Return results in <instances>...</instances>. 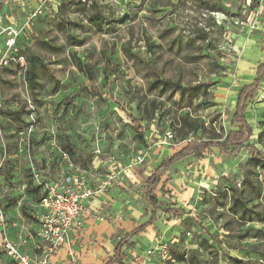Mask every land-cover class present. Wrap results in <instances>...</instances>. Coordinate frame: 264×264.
Segmentation results:
<instances>
[{
    "label": "rangeland",
    "instance_id": "rangeland-1",
    "mask_svg": "<svg viewBox=\"0 0 264 264\" xmlns=\"http://www.w3.org/2000/svg\"><path fill=\"white\" fill-rule=\"evenodd\" d=\"M29 1L11 0L6 7L0 4L4 25H24L34 6ZM92 1L57 0L60 7L50 2L39 18L25 26L19 51L24 59L26 53L37 56L47 67L36 68L38 87L34 92L28 90L24 73L17 67L0 68V212L7 223L27 228L33 221L36 201L27 189L30 165L48 169L53 176L58 167L66 168L61 140L74 148L73 157L68 156L73 165L88 172L95 168L102 174L118 172L120 183L126 180L116 208L122 206L120 209L128 212L124 201L132 200L131 206L142 212V180L163 157L185 145L169 125L188 115L224 136L230 128L238 88L249 83L255 69L264 63V0H175L171 4L165 0H95L108 17L101 33L89 26L87 12L72 4L89 6ZM142 28L146 35L141 34ZM142 37L156 45L152 53L147 52ZM127 43L128 57L123 50ZM71 54L91 65L95 82L77 72ZM149 66L162 79L183 86L207 83L208 93L187 100L169 89L148 90L153 79ZM81 88L98 96L79 94ZM151 103L154 111L149 108ZM20 108L26 112L20 122L1 115V110ZM127 115L141 127L143 142L136 138ZM245 117L254 134L250 144L263 151L264 81ZM26 130L25 135L19 134ZM261 132L263 138L257 143ZM206 137L199 130L188 139ZM137 155L144 158L143 163L133 165L132 158ZM250 156L251 149L227 158L211 150L200 159L190 157L170 168L162 177L168 180L169 193L163 196L158 189L156 195L161 208L176 206L185 214L178 213L173 219L158 214L164 227H172L159 240L155 235L143 251L167 244L174 262L153 255L149 260L143 257L140 263L184 264L177 262L178 256L198 251L202 264H214V257L199 251L197 243L208 235L223 239L218 214L226 213L216 205V195L223 187L240 183ZM255 175L263 178L261 170ZM133 227L130 219L120 223L112 243ZM250 227L264 230V223ZM224 240L227 246L217 248L221 254L216 264H228L226 255L246 259L244 252L228 248V244L238 243L236 239ZM252 242L250 236L242 239L241 245ZM1 253L0 247V264H10Z\"/></svg>",
    "mask_w": 264,
    "mask_h": 264
},
{
    "label": "trees",
    "instance_id": "trees-1",
    "mask_svg": "<svg viewBox=\"0 0 264 264\" xmlns=\"http://www.w3.org/2000/svg\"><path fill=\"white\" fill-rule=\"evenodd\" d=\"M165 1L171 4V2L175 0ZM72 4L77 6V10L87 12L85 15L86 20L94 32L101 33L103 31V25L107 22L108 17L102 13L100 6L95 0L92 1L89 6H87L86 3L80 2ZM140 32L142 35L147 34L144 28H142ZM142 40L147 44V52L152 53L156 45L150 43L148 37H146V39L142 37ZM128 45L129 43L123 47L124 54L127 57L131 54V51H128L126 48ZM25 59L27 68L24 73V80L28 90L32 93L38 87L36 68L41 67L46 70L47 67L45 63L35 55L26 53ZM70 60L78 73L83 74L91 82L96 81V75L91 65L82 63L75 54H71ZM148 70L153 75V79L148 85V90L158 88L169 89L172 93H178L182 99L184 98L187 100L194 99L201 93L204 95L208 93L207 90L210 85L207 83L183 86L179 81L162 79L151 66L148 67ZM263 80L264 63L256 68L254 77L249 83L243 84L238 88L234 110L229 121L230 128L224 136L217 133L213 128L206 129L202 124L190 119L188 115L180 116L169 125L172 132H174V136L178 137L180 142H185V147L171 156L164 157L159 162L156 169L146 179L143 184V194L149 210L150 219L147 223L135 228L129 235L120 238L114 248L113 256L110 257L105 264H121L125 259L122 249L130 246L131 239L139 236L144 232L147 226L156 221L158 212L164 215H171L173 218L178 213L185 214L184 210L178 207L171 209L167 206L161 209L155 194L159 186L163 194L167 193L164 189L167 181H162V176L172 166L190 157L200 159L211 150H215L221 157L227 158L248 149H251V156L246 163L240 183H238V185L232 184L230 186H225L216 195V205L221 207L226 213L225 215L223 212L218 214L219 217H222L221 230L224 234L223 239L219 238V236L208 235L207 239L198 240L197 249L202 252H207L214 257L216 262L221 254L217 248L222 245L227 246L224 239H236L238 243H234L230 246L228 244V248L244 252L246 259H238L226 255L228 264H264V230L250 227V225L255 223H264V150L260 151L254 145L250 144L254 134L245 117L249 105L256 99L260 91ZM77 92L79 94L98 96V94L91 93L86 88H81ZM149 108L151 111H154L155 105L151 103ZM25 114L26 112L23 111V108H20L18 111L1 110L2 116H6L14 122H20L22 116ZM127 118L130 120L136 138L140 142H143V135L138 122L131 115H127ZM199 130H201L203 134H207L205 139H188L189 134L196 133ZM261 138H263V132L257 135L256 142L259 143ZM60 148L61 151L66 153L69 157H73L74 148L69 142L61 140ZM1 166L3 167V163ZM257 170L263 172V178L261 180L255 175ZM27 189L31 192L33 200L38 203L41 198V188L34 187L30 180L27 183ZM250 236H252L253 242L249 245H241V240ZM208 239L211 240V242H209ZM250 255H253L254 258H250ZM177 262H182L184 264H202L199 261L198 251H191L188 255L178 256ZM215 262L214 264H216Z\"/></svg>",
    "mask_w": 264,
    "mask_h": 264
},
{
    "label": "built area",
    "instance_id": "built-area-1",
    "mask_svg": "<svg viewBox=\"0 0 264 264\" xmlns=\"http://www.w3.org/2000/svg\"><path fill=\"white\" fill-rule=\"evenodd\" d=\"M9 2L10 0H0L2 5H7ZM50 2H54L55 6H61L57 0H30L29 4L34 3V6L28 13L24 25L10 24L1 27L0 37L2 36L3 47L0 54V68L14 65L19 72L25 73V59L19 51V41L25 34V26L39 18ZM1 21L2 15H0ZM28 132L26 130L19 134L25 135ZM60 154L67 163V170L62 169L56 181L46 179L44 170L38 169L34 163H31L29 168L33 186L41 188V198L37 203L39 211L36 214V229L33 232V237L38 243L34 247L33 256L21 250V246L27 241L24 236H10L6 219L0 212V247L5 258L13 264H49L55 251L69 243L75 225H80V217L87 209L88 200L106 193L116 183L122 181L118 172H109L95 186H90L84 177V170L74 167L66 153L60 151ZM143 160L141 155L132 158L133 165H139ZM153 255L174 262L167 244L159 243L155 248L147 249L145 258Z\"/></svg>",
    "mask_w": 264,
    "mask_h": 264
},
{
    "label": "crops",
    "instance_id": "crops-1",
    "mask_svg": "<svg viewBox=\"0 0 264 264\" xmlns=\"http://www.w3.org/2000/svg\"><path fill=\"white\" fill-rule=\"evenodd\" d=\"M1 6L6 7L7 5L1 4ZM4 24L5 22H2V21L0 22V29L2 26H5ZM2 47L3 46H2V36H1L0 37V54H1ZM74 167L80 170H84V177L88 185L90 186H95L107 174V173L102 174L101 171L100 173H98V168L93 169L92 172L91 171L88 172L84 168H79L75 165ZM62 169L67 170V165H66V168H63L61 166L58 167L55 176L50 175L48 169L47 170L44 169V176L46 179L56 181L59 179V174ZM151 173L148 176H146L144 180H142V183H141L142 188H143L144 182L151 175ZM165 181H167V184H168V180H165ZM123 182L125 184L124 183L121 184L120 182H118L112 188H110L106 193L93 197L88 200L86 204L87 209L85 213L80 217V225H75L71 233L69 243L60 246L55 251V253L51 256L49 260V264H105L107 260L113 256L114 248L116 246L117 241L115 244H113L112 242L116 234V228L119 227L120 223H125V220L127 219H130L134 222L135 227H133L130 230V232L127 234L129 235L135 228L149 221L150 214H149V210L147 208L146 202L144 200V194H143L144 188H143L142 194H143V201L145 204V208L143 209L142 207L141 209L142 212L138 211L136 208L131 206L132 203H134L132 202V200H130L129 202L127 200L124 201V204H125L124 210H128V212L123 211V209L121 210L120 208H122V206L119 208H116L118 204V202H116L117 197H119V194H121V190H126V188L123 187L126 185V180H124ZM166 185L164 186V189L167 191ZM158 189H160V186L158 187ZM168 193L169 191H167V193L165 194H168ZM161 194L163 196L165 195L162 193V191H161ZM158 202L160 203L159 200ZM89 204L90 206H88ZM161 204L162 203H160V207H161ZM167 206L170 207L171 209L177 208L176 206L172 207L171 205H165V208ZM161 209H164V208H161ZM38 211H39L38 204L36 203L35 213L33 215L34 216L33 221L31 222V224L27 226V228H24L20 225H16L14 223L12 224L9 222L7 223L6 221L10 236L16 237L17 235H22L26 238L27 240L26 244L21 246V250L31 256L34 255V252H35L34 247L38 243L37 240L33 237V232L36 229L35 223H36V214L38 213ZM158 214H162V213L158 212L156 221L153 224L147 226L144 232H142L139 236L131 239L130 246L124 247L122 249V253L125 259L122 261L121 264H135V263L141 264L140 263L141 260L144 259L143 257H145L143 250L148 248V246L152 244L154 236L157 235L156 239L159 240L163 237V233L171 229L172 227L171 224H167L168 226L164 227L160 223V221H158ZM162 215L165 216V218L167 219L170 217L173 219L171 215H164V214ZM5 219L7 218L5 217ZM159 226H163V228H160ZM127 235H123V237ZM118 238L120 239L122 237H118ZM1 255L10 264H13L7 258H5V256L3 255V252L1 253Z\"/></svg>",
    "mask_w": 264,
    "mask_h": 264
}]
</instances>
